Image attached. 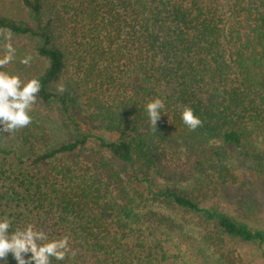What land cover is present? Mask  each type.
<instances>
[{
	"label": "trees",
	"instance_id": "1",
	"mask_svg": "<svg viewBox=\"0 0 264 264\" xmlns=\"http://www.w3.org/2000/svg\"><path fill=\"white\" fill-rule=\"evenodd\" d=\"M7 43L0 71L41 87L0 132V217L67 236L51 264H264V229L215 203L232 156L264 185V0H0Z\"/></svg>",
	"mask_w": 264,
	"mask_h": 264
},
{
	"label": "clouds",
	"instance_id": "2",
	"mask_svg": "<svg viewBox=\"0 0 264 264\" xmlns=\"http://www.w3.org/2000/svg\"><path fill=\"white\" fill-rule=\"evenodd\" d=\"M14 55L15 48L7 43L5 52L0 57V66L10 63ZM29 60L30 57H25L21 63L28 64ZM40 87V81L36 78L24 81L16 74L0 71V132L13 133L31 123L32 117L29 113L37 100ZM162 107L159 98L144 106L153 127L160 119ZM180 119L193 131L202 123L194 115L192 108L187 106L181 111ZM70 251L67 236L50 239L43 231H34L30 224L24 228L13 229L8 217H0V264H8L9 253L15 264H51L52 259L63 261ZM26 254L30 255L25 258Z\"/></svg>",
	"mask_w": 264,
	"mask_h": 264
},
{
	"label": "rangeland",
	"instance_id": "3",
	"mask_svg": "<svg viewBox=\"0 0 264 264\" xmlns=\"http://www.w3.org/2000/svg\"><path fill=\"white\" fill-rule=\"evenodd\" d=\"M1 141L0 143L4 145L12 143L8 139ZM231 161L229 165L234 177L221 186L215 203L233 216L243 218L248 223L264 229V185L249 169L247 163H243L239 158L234 159V156L231 157ZM246 249L253 251L251 247Z\"/></svg>",
	"mask_w": 264,
	"mask_h": 264
}]
</instances>
